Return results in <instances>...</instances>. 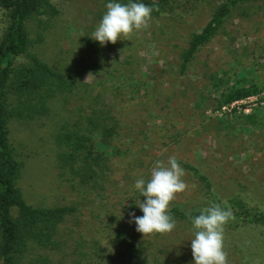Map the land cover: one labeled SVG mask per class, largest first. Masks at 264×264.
<instances>
[{
    "label": "rangeland",
    "instance_id": "rangeland-1",
    "mask_svg": "<svg viewBox=\"0 0 264 264\" xmlns=\"http://www.w3.org/2000/svg\"><path fill=\"white\" fill-rule=\"evenodd\" d=\"M51 1L60 13L32 49L74 88L54 97L46 114L8 124L24 199L74 208L59 226L62 251L50 256L65 264H193L192 223L145 236L129 223L130 212L142 216L135 202L146 199L134 184L149 179L156 161L175 156L198 166L222 198L239 192L264 209V100L247 110L221 104L231 90L264 91V0L233 8L185 68L191 34L223 0H160L164 8L146 27L104 46L91 35L106 0ZM87 114L102 122L91 134L92 152L68 162L59 157L56 133L73 130ZM182 168L187 188L169 207L189 209L204 197L199 180ZM223 248L227 264H264V224L223 227Z\"/></svg>",
    "mask_w": 264,
    "mask_h": 264
},
{
    "label": "trees",
    "instance_id": "trees-1",
    "mask_svg": "<svg viewBox=\"0 0 264 264\" xmlns=\"http://www.w3.org/2000/svg\"><path fill=\"white\" fill-rule=\"evenodd\" d=\"M106 1L121 4L142 2L149 6L155 3L159 10L154 9L151 15H158L164 8L160 0ZM249 1L256 0H223L202 29L191 34L182 53L181 68H185L197 49L216 33L233 8ZM0 11L4 16L0 38V264H65L62 257L53 259L49 252L62 251L64 242L59 226L74 208L32 205L24 199L16 185L20 164L8 135L11 120L34 119L46 114L54 97L74 88L75 83L62 69L51 66L32 49L33 43L43 41V31L51 26L60 10L51 0H0ZM33 27L37 33L35 39L31 37ZM260 89L247 86L231 90L221 104L252 95ZM83 117L84 122L74 121L73 130L56 133L57 144L61 146L59 157L68 162L92 152L91 134L102 123L96 121V115ZM177 161L199 180L204 200L189 209L180 203L171 205L168 212L175 222L192 223L190 216H197L201 209L217 203L232 214L223 227L264 224V209L248 202L239 192L222 198L198 166Z\"/></svg>",
    "mask_w": 264,
    "mask_h": 264
},
{
    "label": "clouds",
    "instance_id": "clouds-1",
    "mask_svg": "<svg viewBox=\"0 0 264 264\" xmlns=\"http://www.w3.org/2000/svg\"><path fill=\"white\" fill-rule=\"evenodd\" d=\"M154 9L159 10L155 3L151 6L142 2L107 3L106 12L91 38L99 41L101 46L108 42L115 44L122 35L128 38L134 29L146 27ZM184 175V169L176 157L170 156L167 164L163 161L155 162L147 181L144 178L135 181L134 187L140 193V197L146 198L135 202L143 212L142 216H136L135 212L129 213V223H135L137 232L145 236L173 230L175 221L168 208L176 194L184 192L187 188L182 179ZM231 215L230 210L212 203L201 209L199 215L190 216L196 230L194 238L191 239L193 264H227V253L223 248V226Z\"/></svg>",
    "mask_w": 264,
    "mask_h": 264
},
{
    "label": "built area",
    "instance_id": "built-area-1",
    "mask_svg": "<svg viewBox=\"0 0 264 264\" xmlns=\"http://www.w3.org/2000/svg\"><path fill=\"white\" fill-rule=\"evenodd\" d=\"M257 100H264V91H261L259 93L253 94V95L246 96V97L241 98V99L234 100L231 102L230 105L232 107L233 105L236 104L238 107H240L243 104V105H245L244 110H247L252 105L251 101H254L253 104H255Z\"/></svg>",
    "mask_w": 264,
    "mask_h": 264
}]
</instances>
